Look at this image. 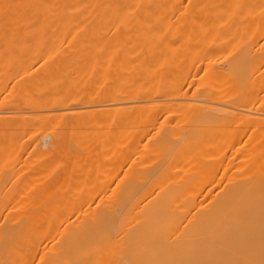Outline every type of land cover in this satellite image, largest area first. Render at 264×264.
I'll return each instance as SVG.
<instances>
[{
  "label": "bare ground",
  "instance_id": "6f19581e",
  "mask_svg": "<svg viewBox=\"0 0 264 264\" xmlns=\"http://www.w3.org/2000/svg\"><path fill=\"white\" fill-rule=\"evenodd\" d=\"M263 37L264 0H0V264H264Z\"/></svg>",
  "mask_w": 264,
  "mask_h": 264
},
{
  "label": "rangeland",
  "instance_id": "374dc122",
  "mask_svg": "<svg viewBox=\"0 0 264 264\" xmlns=\"http://www.w3.org/2000/svg\"><path fill=\"white\" fill-rule=\"evenodd\" d=\"M263 39H264V37H263ZM262 39V42L264 43V40ZM263 43H262V45H263ZM146 94H143L142 93V95H140L141 97H144ZM139 96V95H138ZM94 99V98H93ZM92 101H96L95 99L94 100H92ZM96 102H98V101H96ZM41 135V134H40ZM40 135L38 134V137H40ZM42 141V143H45L47 140L49 141V139H41Z\"/></svg>",
  "mask_w": 264,
  "mask_h": 264
}]
</instances>
